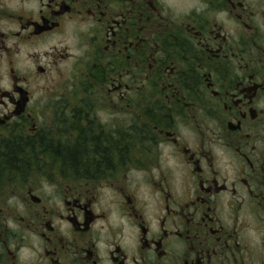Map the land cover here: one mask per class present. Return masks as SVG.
<instances>
[{
    "label": "flooded vegetation",
    "instance_id": "flooded-vegetation-1",
    "mask_svg": "<svg viewBox=\"0 0 264 264\" xmlns=\"http://www.w3.org/2000/svg\"><path fill=\"white\" fill-rule=\"evenodd\" d=\"M0 264H264V0H0Z\"/></svg>",
    "mask_w": 264,
    "mask_h": 264
},
{
    "label": "trees",
    "instance_id": "trees-1",
    "mask_svg": "<svg viewBox=\"0 0 264 264\" xmlns=\"http://www.w3.org/2000/svg\"><path fill=\"white\" fill-rule=\"evenodd\" d=\"M58 144L60 145V144H63V143H62L61 140H57L56 144H54V141H50V142L47 143V146H59ZM17 145H18L17 142H14L13 144H10L9 146H11V147L9 148V151L16 150V147H14V146H17ZM62 151H64V150H62ZM65 153H66V151H65Z\"/></svg>",
    "mask_w": 264,
    "mask_h": 264
}]
</instances>
